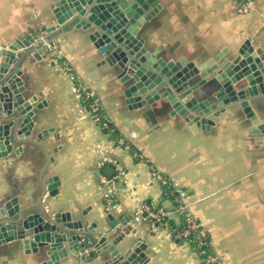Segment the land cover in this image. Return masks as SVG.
<instances>
[{
	"label": "crops",
	"instance_id": "crops-1",
	"mask_svg": "<svg viewBox=\"0 0 264 264\" xmlns=\"http://www.w3.org/2000/svg\"><path fill=\"white\" fill-rule=\"evenodd\" d=\"M56 1L0 0V48L29 34L49 35L57 46L41 57L17 51L24 95L36 97L35 123L25 138L12 137V151L0 158V203L16 196L27 211L70 212L72 221L84 224L78 230L108 240L125 231L117 246L125 251L142 243L144 264H203L193 242L172 234L184 224L181 195L168 194L152 173L157 169L188 192L190 211L225 263L264 264V132L252 131L257 121L239 101L215 110L210 129L190 123L185 115H171V107L156 105L153 116L144 105L130 107L124 94L129 82L121 81V68L105 61L89 29L74 22L58 24ZM157 2L156 13L139 27L137 37L151 50L161 48L162 57L201 65L220 56L216 63L225 58L234 63L239 47L250 39L264 60V0H251L246 13L238 11V0ZM54 25L57 29L48 32ZM78 85L94 90L115 132L95 118ZM196 94L210 97L204 88ZM249 100L264 121V93ZM107 165L115 172L106 171ZM49 186L57 190L54 195ZM111 191L107 205L105 196ZM144 202L164 207L166 223L153 228L152 218L138 212ZM69 248L68 259L59 264H103L109 257L108 250L95 255L92 244L77 246L78 253ZM46 258L26 252L19 242L0 244V264H44Z\"/></svg>",
	"mask_w": 264,
	"mask_h": 264
},
{
	"label": "water",
	"instance_id": "water-1",
	"mask_svg": "<svg viewBox=\"0 0 264 264\" xmlns=\"http://www.w3.org/2000/svg\"><path fill=\"white\" fill-rule=\"evenodd\" d=\"M157 6V0H57L54 14L59 25L74 22L76 27L90 30L89 37L105 61L118 65L122 70L121 81L129 82L124 94L130 107L144 105L151 116L156 105L160 104V109L171 107V115H185L190 123L210 129L215 110L239 101L246 115L257 121L252 131L264 132V121L259 120L249 100L264 93V60L251 40L246 39L239 47L234 63L226 58L216 63L220 56L201 65L187 58H164L161 48L151 50L146 47L144 38L137 37L139 27L152 18ZM56 29L54 25L48 32ZM44 38L49 40V35ZM46 45L44 39L29 34L0 48V158L12 151V137L25 138L35 123L32 102L36 97L28 99L24 95L19 68L21 56L17 51L25 49L41 57ZM196 75L200 78L193 82ZM200 88L210 97L199 98L196 91ZM105 169L115 172L112 165ZM48 190L52 195L57 191L52 186ZM115 223L117 220L111 222V227H115ZM83 225L82 221H72L70 212L27 211L16 196L0 203V244L19 242L26 252L45 254L44 264L65 262L69 245L74 247L72 252L78 253L77 246L85 249L90 244L95 255L108 250L109 257L103 264H144L142 243L131 245L125 251L117 246L125 231L108 240L106 235L78 230Z\"/></svg>",
	"mask_w": 264,
	"mask_h": 264
},
{
	"label": "built area",
	"instance_id": "built-area-1",
	"mask_svg": "<svg viewBox=\"0 0 264 264\" xmlns=\"http://www.w3.org/2000/svg\"><path fill=\"white\" fill-rule=\"evenodd\" d=\"M251 8V0H238L237 9L240 13H246ZM39 38L44 39V42L47 44V49L57 47L53 42L49 40H45L44 35H39ZM56 56V60H57ZM77 92L79 95L83 97H87L89 100V105L91 108L92 114L97 118L102 126L107 130L114 132L116 127L105 115L103 107L101 105V101L99 97L96 96L93 89L89 88L86 85H78ZM119 143L126 148L130 149V144L124 137H119ZM133 154L135 156H139L140 153L137 150H134ZM118 173H121L122 170L119 164H116ZM155 177H158L164 185L168 187L167 190L169 192H179L181 198L179 199V212L183 214V227L175 228L173 230V236L177 239H187L193 242V245L201 254V258L203 264H227L225 263L221 257L214 252L211 247L210 240L208 234L203 230L201 222L197 219V217L192 214L189 209L190 204L187 202L186 198L188 196V192L184 189L177 188L175 184L170 180L168 176L165 174H161V172L157 169H153L152 171ZM118 177V174L115 175ZM112 191L108 192L105 196L107 200V205H110L108 202L112 200ZM139 214H147L152 218L153 228H156L158 225L165 224L167 220V210L164 207H158L156 209H152L151 205L148 202H144L139 210ZM86 253V252H85Z\"/></svg>",
	"mask_w": 264,
	"mask_h": 264
},
{
	"label": "trees",
	"instance_id": "trees-1",
	"mask_svg": "<svg viewBox=\"0 0 264 264\" xmlns=\"http://www.w3.org/2000/svg\"><path fill=\"white\" fill-rule=\"evenodd\" d=\"M115 131H116V130H115ZM115 131H114V132H115ZM168 194L174 196L176 193H175V192H173V193L169 192ZM148 203L151 205L152 209H156V208H158L157 204H155V203H153V202H148ZM180 227H183V226H180ZM178 228H179V227H178Z\"/></svg>",
	"mask_w": 264,
	"mask_h": 264
},
{
	"label": "rangeland",
	"instance_id": "rangeland-1",
	"mask_svg": "<svg viewBox=\"0 0 264 264\" xmlns=\"http://www.w3.org/2000/svg\"><path fill=\"white\" fill-rule=\"evenodd\" d=\"M190 209V208H189Z\"/></svg>",
	"mask_w": 264,
	"mask_h": 264
}]
</instances>
